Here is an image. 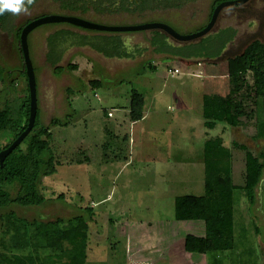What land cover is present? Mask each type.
Segmentation results:
<instances>
[{"label":"rangeland","instance_id":"374dc122","mask_svg":"<svg viewBox=\"0 0 264 264\" xmlns=\"http://www.w3.org/2000/svg\"><path fill=\"white\" fill-rule=\"evenodd\" d=\"M204 2V17L197 20L198 24L206 23L211 12L213 0ZM53 8L40 2L28 14L15 15L14 23L23 25L45 12L54 13ZM159 20L180 33L194 29V25H182L177 16ZM228 27L236 31L235 37L218 58L211 60L155 53L150 45L151 32L122 34L124 47L135 55L118 58L106 57L81 40L84 33L95 40L109 35L103 31L77 29L69 23L35 28L28 37L30 57L36 69L41 119L50 127L58 171L42 181L41 191L48 199L44 205H11L0 210V255L44 257L60 253L49 248L44 238L33 236L35 228L27 222L10 225L2 221L6 214L14 212L27 221H50L69 219L93 207L87 264H264L260 185L253 207L245 191L235 190L233 246L226 250L189 254L185 234L194 230L205 236L207 222L192 229L194 222L175 219L176 196L205 193L209 154L214 155L219 146L214 144L208 154L215 139H224L229 153L221 160L210 158L216 188L210 197L217 210L229 209L228 197L220 189L231 191L233 182L237 186L245 180L246 151L234 142L245 144L264 160V138L258 136L259 124L264 121L263 99L255 93L253 73L240 76L242 89L234 96L227 70L229 58L264 38V0L226 7L211 34L215 36ZM58 30L72 33L60 40L63 58L58 65L78 67L62 74H56L46 58L49 36ZM171 68H179L180 73L171 75ZM22 70L17 40L0 29V108L5 101L19 107L27 88ZM101 74L106 77L104 84L93 89L89 82ZM68 87L73 95L67 92ZM133 89L145 99V117L135 123L127 114ZM216 95L223 100L217 111ZM203 99L208 101L209 113H218V126L213 123L214 115L202 109ZM232 99L241 103L240 125L234 127L229 119ZM69 102L77 110L71 124L52 126L53 119L62 120L70 111ZM12 139L13 134H0V147Z\"/></svg>","mask_w":264,"mask_h":264},{"label":"trees","instance_id":"16d2710c","mask_svg":"<svg viewBox=\"0 0 264 264\" xmlns=\"http://www.w3.org/2000/svg\"><path fill=\"white\" fill-rule=\"evenodd\" d=\"M225 0H217L213 5L210 18L214 8L220 2ZM33 6V5H32ZM15 15L6 12L0 15V29L11 33L18 43V52L20 54L23 70L22 74L26 79V93L21 97L18 108L13 106V101H5L4 106L0 108V134H13V139L4 147H0V151L8 148L27 128L30 117L31 96L26 71V64L21 46V33L23 28L33 19L26 21L23 25L16 26L14 23ZM236 31L232 27L223 29L219 34L213 36L208 35L198 39V42H190L186 47H174L167 42L168 36L165 33L156 35L150 42L153 51L158 54H171L180 56L183 59L205 58L211 60L218 58L228 42L235 37ZM86 38L87 36H83ZM58 38V37H57ZM57 38L49 37L51 49L57 43ZM99 52L109 57H127L131 58L134 54L128 50H122L121 47H114L112 51L109 47L94 45L86 42ZM168 56V55H166ZM47 61L52 65L54 72L62 74L66 69L74 70L78 67L75 65H67L62 67L58 65L59 57L53 55V51L47 55ZM144 70L145 65L143 66ZM227 70L230 74V84L232 85L231 93H239L242 89L239 78L242 74L251 71L254 76L255 93L261 97L262 107L264 111V38L252 41L247 48L234 57L228 59ZM36 71V69H35ZM101 78L93 79L89 85L93 89L100 88L104 84L106 77L100 75ZM11 77L10 72L7 78ZM103 77V78H102ZM12 86V84H10ZM70 95L74 94L71 87L67 88ZM215 108L217 111L221 101L223 100L216 95ZM207 113H209L208 101H205ZM220 103V104H221ZM241 104V103H240ZM240 104L235 99L230 100V124L234 126L240 125ZM69 112L64 119H53L51 125L68 126L70 120L77 113L72 102L68 103ZM145 99L144 96L136 89L132 90L130 101V118L132 121L142 120L144 114ZM218 113H209L213 116V123L219 121ZM208 122V121H207ZM258 136L264 138V121L259 124ZM50 127L43 124L41 119L40 108L36 117V123L31 133L24 141L6 158L3 166L0 164V210L16 205L20 207L42 206L48 199L41 191L42 181L45 177L57 173V158L55 151L51 145ZM215 139L211 143L212 149L218 146V151L214 155L209 154L207 161V184H205V193L201 195L183 194L175 197V219L178 221H205L207 222V233L205 236L195 234H187L184 240L185 250L192 254H211L218 250H226L233 246V228L235 218L233 216V203L235 190H243L251 207L257 204V189L264 177V160L254 155L245 144L234 142V145L246 151L245 162V180L243 185H231V191L225 188H219L221 193L227 195L229 209L217 210L212 197L216 194L214 187L213 174L210 169V158L218 157V159L229 156L227 148L223 146V140ZM208 144V143H207ZM221 144V145H220ZM217 153V154H216ZM216 154V156H215ZM218 159L216 162H218ZM206 161V160H205ZM215 162V163H216ZM214 163V161H213ZM219 191V192H220ZM15 192V193H13ZM62 197V196H61ZM2 221L13 225L17 222L26 223L35 228L32 233L35 237L44 238L49 248L60 251L59 254L47 255L44 257H33L30 255L13 254L8 256L5 253L0 255V264H87L88 261V241L90 221L94 216L93 207L83 209V212L72 218H57L55 220L45 221L42 219H34L27 221L10 212L5 215ZM216 227V229H214Z\"/></svg>","mask_w":264,"mask_h":264},{"label":"flooded vegetation","instance_id":"af4514ba","mask_svg":"<svg viewBox=\"0 0 264 264\" xmlns=\"http://www.w3.org/2000/svg\"><path fill=\"white\" fill-rule=\"evenodd\" d=\"M204 1L205 0H35V3L33 4V6H31V8H33L34 5L40 2H47L50 5L54 6L53 9L56 10L54 13L48 11L43 14H40L39 16H36L34 19L46 16V15L60 14V15H66V16H74L77 18L87 20L92 23H96L99 25H105V26H130V25H140V24H146V23H165L167 24L166 22L160 21L159 18L160 17L172 18V17L177 16L179 17V20L181 21L180 23L182 25H185V26L194 25V29L192 32H185V33L179 32L180 34L186 35V34H192V33L202 30L203 28L207 26V24L211 20L210 15H209L208 21L206 23L198 24L199 22H197V20H200L202 19V17H204L203 16L204 9L203 7H201L202 4H205ZM225 1H228V0H225ZM216 2L217 0H213L211 12L213 9V5ZM124 21H129V22L124 23ZM72 26L77 29L90 31L89 29H84L82 27H78L74 25ZM214 28L211 30V32L208 35H213L211 33L214 31ZM91 31L94 32L96 30H91ZM221 31L216 33V35L219 34ZM103 32L109 35H103V37H96L97 38L96 40L94 39L95 37L92 38L90 37L91 35H87L86 38L82 36L81 40L88 41L90 43H93L94 45H101V46L109 47L112 51L114 50V47H121L122 50H127L124 47L125 44H123L121 35L126 34V33L127 34L132 33V32H108V31H103ZM142 32L152 33L150 42L156 35L160 33H165L168 36L167 42L174 47H186L189 44H191L190 42H193L196 40H197L196 42H198V39L189 41V42H182V41L176 40L161 29L144 30ZM65 34L71 35L72 33L64 31V30H60V31L58 30L57 32L49 36V37H54V38L58 37V38L56 39L57 43L53 47V50L51 49L52 47L49 43L48 45L49 50L47 52V55L51 53V51H53V55L55 57H59V62L63 58V50L61 48V44L59 43H60V40L64 38L63 36ZM171 39H173L172 42H176L179 45H174L173 43H171L170 41ZM163 55L164 56L168 55L167 57H173V58L177 57L171 54H163ZM106 57H109V56H106ZM118 58H121V57H118ZM122 58H127V57H122Z\"/></svg>","mask_w":264,"mask_h":264},{"label":"water","instance_id":"95a60500","mask_svg":"<svg viewBox=\"0 0 264 264\" xmlns=\"http://www.w3.org/2000/svg\"><path fill=\"white\" fill-rule=\"evenodd\" d=\"M250 0H228L223 1L216 6L214 12L211 16V20L207 24L205 28L202 30L192 33V34H180L171 26L165 23H146L140 25H130V26H105L99 25L96 23L89 22L87 20L77 18L74 16H66L60 14H52L46 15L37 19H33L29 22L22 30L21 33V46L24 55V60L26 64V71L28 75V82L30 88V96H31V108H30V117L29 123L26 130L6 149L0 151V164L3 166L6 158L24 141V139L31 133L32 129L36 123V117L38 113V88H37V77L35 68L30 57L29 43L28 37L29 34L38 26L44 24H56V23H69L74 26L82 27L84 29L96 30V31H108V32H136V31H144L151 29H161L165 31L168 35L173 37L176 40L182 42H189L201 37L208 35L211 30L216 25L218 18L222 12V10L226 7L230 6H240L246 4ZM260 196H261V211L264 214V178L260 182Z\"/></svg>","mask_w":264,"mask_h":264},{"label":"clouds","instance_id":"9594fccd","mask_svg":"<svg viewBox=\"0 0 264 264\" xmlns=\"http://www.w3.org/2000/svg\"><path fill=\"white\" fill-rule=\"evenodd\" d=\"M35 0H0V15L6 12L13 15L28 14Z\"/></svg>","mask_w":264,"mask_h":264},{"label":"crops","instance_id":"0c3cea01","mask_svg":"<svg viewBox=\"0 0 264 264\" xmlns=\"http://www.w3.org/2000/svg\"><path fill=\"white\" fill-rule=\"evenodd\" d=\"M88 35V33H84V36H87ZM93 48V47H92ZM96 50V49H95ZM99 52V51H98ZM203 98H204V96H203ZM204 103H205V99H203V106H202V109L204 108V110L206 109V105H204ZM206 104V103H205ZM127 114H128V117L130 118V110L129 109H127ZM108 116H110L109 114H108ZM145 117V116H144ZM130 120H131V118H130ZM132 121V120H131ZM140 121V120H139ZM206 121L207 120H205L204 121V123H206ZM133 123H135L136 121H132ZM218 124H219V121H216V124L215 125H217L218 126ZM223 146L225 147V144H224V139H223ZM204 164H206V162H204ZM187 222H194V223H191L190 224V226H192L191 228L192 229H195L196 227H197V225H199V224H202V222L203 221H187ZM187 234H195V235H198V236H204V234H203V232L201 233H197L196 231H194V230H192V232H190V233H187ZM187 234H185V236H184V240H185V237H186V235ZM189 253V252H188ZM190 254V253H189Z\"/></svg>","mask_w":264,"mask_h":264},{"label":"built area","instance_id":"2783aa9c","mask_svg":"<svg viewBox=\"0 0 264 264\" xmlns=\"http://www.w3.org/2000/svg\"><path fill=\"white\" fill-rule=\"evenodd\" d=\"M169 73H170L171 75L179 74V73H180V69H179V68H171V69L169 70ZM109 115H111V113H109Z\"/></svg>","mask_w":264,"mask_h":264}]
</instances>
